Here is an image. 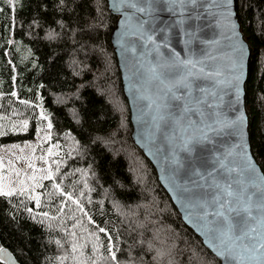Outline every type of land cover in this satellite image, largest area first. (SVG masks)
<instances>
[{
  "label": "trees",
  "instance_id": "1",
  "mask_svg": "<svg viewBox=\"0 0 264 264\" xmlns=\"http://www.w3.org/2000/svg\"><path fill=\"white\" fill-rule=\"evenodd\" d=\"M243 3L246 111L264 171V0ZM117 18L107 0H0V147L33 140L46 122L62 146L39 200L0 196V252L20 264H222L133 140Z\"/></svg>",
  "mask_w": 264,
  "mask_h": 264
},
{
  "label": "snow or ice",
  "instance_id": "2",
  "mask_svg": "<svg viewBox=\"0 0 264 264\" xmlns=\"http://www.w3.org/2000/svg\"><path fill=\"white\" fill-rule=\"evenodd\" d=\"M10 2L22 3L23 0ZM233 4L236 12L232 11ZM112 7L117 12L123 8L125 23L130 15L137 14L135 18L140 30L132 35L138 37L141 47L150 50L154 61L147 73L139 72L151 92L150 96L142 98L150 101L145 107L150 109L152 139L178 141L177 151L183 156L173 154L172 171L175 174L183 169L188 181L183 192L189 206L197 210V219L207 228L216 254L223 258L222 264H264V175L257 174L246 151L243 157L231 151L224 153L210 165V171L207 161L197 154V145L210 139L209 133L219 134L222 124L239 131L243 114L235 120L221 121L215 112L219 107L215 101L222 100L220 92H225L239 103L243 45L236 50L237 55L225 76L224 70L203 61L182 58L180 52L171 47L168 35L173 30L183 32L188 39L182 43L190 49L196 33L184 30L186 19L200 20L201 14L206 15L210 9L226 7L229 17L235 15L238 20L244 9L243 0H205V3L200 0H113ZM157 13L179 14L181 19L166 22L154 15ZM212 14L215 18L216 13ZM231 27L235 31L237 24L232 22ZM156 33L160 34L159 43ZM161 49L170 51L165 55ZM231 103L230 100L229 106ZM48 127L51 128V123ZM177 129H180V135H177ZM3 135L5 133L0 131V136ZM113 183H117L115 177ZM14 191L0 187V196H12ZM110 256L114 260L115 252Z\"/></svg>",
  "mask_w": 264,
  "mask_h": 264
},
{
  "label": "water",
  "instance_id": "3",
  "mask_svg": "<svg viewBox=\"0 0 264 264\" xmlns=\"http://www.w3.org/2000/svg\"><path fill=\"white\" fill-rule=\"evenodd\" d=\"M107 1L110 11L118 17L116 28L112 33V43L117 54L124 91L131 109L133 140L153 163L161 184L172 198L185 224L202 239L204 245L222 263L223 258L216 254L213 241L207 234V228L197 219V210L189 206L188 199L183 192V186L188 182L187 177L184 176L183 169H179L175 174L172 171L174 167L173 154L183 156V153L177 151L179 147L178 141L152 139V126L149 118L150 109L145 107L150 101L142 98L150 96L151 92L145 80L139 77V72L143 70L147 73L149 65L154 64V61L153 54L150 50L141 47V42H139L138 37L132 35L134 31L140 30L135 18L137 14L130 15L125 23L124 16L122 15L123 8L121 12H117L112 7L113 0ZM200 2L205 3V0H200ZM232 11L236 12L235 4L232 6ZM213 12L216 13L215 18L213 17ZM138 15L143 16V14ZM154 15H159L166 22H175L181 19L179 14L157 13ZM201 15L202 18L200 20L192 21L186 19L184 30L194 31L196 33L191 48H187L182 43L188 37L183 32L177 33L176 30L168 33L171 40V47L180 52L182 58L203 61L217 69L224 70L226 76L228 75L227 70L231 68L237 55L236 50L243 45L241 99L237 104L234 102L235 98L233 96L225 94V92H220L223 99L215 101L219 105L215 109V112L219 114L221 121L235 120L241 114H243L244 119L240 124L239 131H236L227 124H222L219 134L209 133L210 139L197 145V154L207 161L209 165L208 170L210 171V165L214 164L215 160L224 153L231 151L233 153H239L243 157L246 151L248 153V159L256 168L257 174L264 175L261 165L257 162L252 152L249 135V117L246 111V81L251 56L249 43L244 37L239 19L237 20L235 15L229 17L226 7L210 9L206 15ZM144 18L147 19V17ZM232 22L237 24L235 31L231 27ZM145 29H147V25H145ZM156 37L159 43L160 34L156 33ZM143 43L147 44V41ZM132 48L136 50L132 51ZM161 51L167 55L170 50L161 49ZM146 52H148L147 55H145ZM230 100L232 101L231 106H229ZM180 134V129H177V135ZM0 257L6 264H20L15 255L6 248L1 250Z\"/></svg>",
  "mask_w": 264,
  "mask_h": 264
},
{
  "label": "rangeland",
  "instance_id": "4",
  "mask_svg": "<svg viewBox=\"0 0 264 264\" xmlns=\"http://www.w3.org/2000/svg\"><path fill=\"white\" fill-rule=\"evenodd\" d=\"M44 123L36 137L0 147V187L5 191L30 192L39 200L41 183L52 177L53 161L62 153L60 143L52 140V127Z\"/></svg>",
  "mask_w": 264,
  "mask_h": 264
}]
</instances>
